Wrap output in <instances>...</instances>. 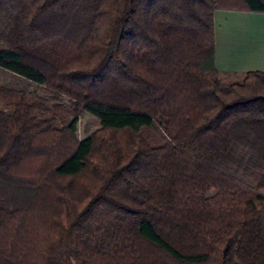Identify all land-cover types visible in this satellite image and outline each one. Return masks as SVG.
Returning a JSON list of instances; mask_svg holds the SVG:
<instances>
[{
	"label": "trees",
	"instance_id": "obj_1",
	"mask_svg": "<svg viewBox=\"0 0 264 264\" xmlns=\"http://www.w3.org/2000/svg\"><path fill=\"white\" fill-rule=\"evenodd\" d=\"M216 11L264 0H0L45 94L0 85V264H264V73L216 68Z\"/></svg>",
	"mask_w": 264,
	"mask_h": 264
},
{
	"label": "crops",
	"instance_id": "obj_2",
	"mask_svg": "<svg viewBox=\"0 0 264 264\" xmlns=\"http://www.w3.org/2000/svg\"><path fill=\"white\" fill-rule=\"evenodd\" d=\"M215 66L223 73H264V14L216 11Z\"/></svg>",
	"mask_w": 264,
	"mask_h": 264
},
{
	"label": "rangeland",
	"instance_id": "obj_3",
	"mask_svg": "<svg viewBox=\"0 0 264 264\" xmlns=\"http://www.w3.org/2000/svg\"><path fill=\"white\" fill-rule=\"evenodd\" d=\"M232 81L238 82L242 79L240 78H231ZM0 85L7 86L10 88L24 89L29 92L37 93L38 95H45L44 92L38 90L35 85L17 77H14L4 71L0 70ZM78 138L79 140H84L87 136L97 131L100 126L97 120L90 116H83L80 119Z\"/></svg>",
	"mask_w": 264,
	"mask_h": 264
}]
</instances>
